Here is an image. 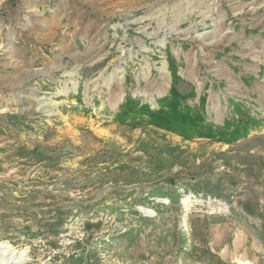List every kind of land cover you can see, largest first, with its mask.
<instances>
[{"label":"rangeland","instance_id":"374dc122","mask_svg":"<svg viewBox=\"0 0 264 264\" xmlns=\"http://www.w3.org/2000/svg\"><path fill=\"white\" fill-rule=\"evenodd\" d=\"M0 264H264V0H0Z\"/></svg>","mask_w":264,"mask_h":264},{"label":"trees","instance_id":"16d2710c","mask_svg":"<svg viewBox=\"0 0 264 264\" xmlns=\"http://www.w3.org/2000/svg\"><path fill=\"white\" fill-rule=\"evenodd\" d=\"M174 73V72H173ZM169 95L161 97L158 101L159 107L152 108L149 104L139 103L136 99L128 97L120 104L115 119L126 124L136 125L139 123L150 124L164 129L177 132L185 138L212 137L219 135L231 142L248 134L251 129L258 128L260 121L250 117L242 116L240 106L234 104V112L237 120L230 124L223 123L222 126L212 128L206 121L204 107L196 109L186 103L189 95H181L176 87V75L174 73ZM224 134H227L226 137Z\"/></svg>","mask_w":264,"mask_h":264}]
</instances>
